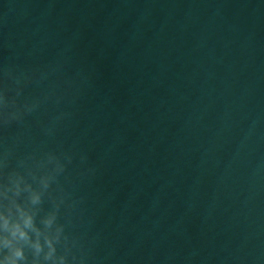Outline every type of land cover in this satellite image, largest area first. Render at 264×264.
Instances as JSON below:
<instances>
[{
	"label": "water",
	"instance_id": "95a60500",
	"mask_svg": "<svg viewBox=\"0 0 264 264\" xmlns=\"http://www.w3.org/2000/svg\"><path fill=\"white\" fill-rule=\"evenodd\" d=\"M0 264H264V0H0Z\"/></svg>",
	"mask_w": 264,
	"mask_h": 264
}]
</instances>
